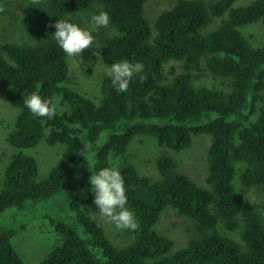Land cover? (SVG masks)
<instances>
[{"label":"trees","instance_id":"trees-1","mask_svg":"<svg viewBox=\"0 0 264 264\" xmlns=\"http://www.w3.org/2000/svg\"><path fill=\"white\" fill-rule=\"evenodd\" d=\"M147 1L33 0L24 12L40 26L37 39L0 41V85L11 90L8 103L16 110L6 135L14 152L0 173V215L46 204L57 239L38 264H264V43L251 45L240 31L258 22L264 29V0L239 6L238 0H176L152 26ZM95 4L115 29L100 38L102 63L143 64L126 91L104 74L97 102L71 86L68 55L52 35L58 19L75 22ZM169 62L181 69L167 71ZM202 65L227 80V90L194 86ZM33 91L56 103L53 116H35L24 105ZM137 135L173 153L190 148L197 135L210 136L205 185L179 171L168 154L156 159V178L141 174L126 155ZM41 144L59 153L40 179L38 161L27 152ZM113 164L138 225L123 247L85 210L94 199L89 176ZM168 207L197 231L176 251L154 228ZM24 226L0 228V264H25L11 243Z\"/></svg>","mask_w":264,"mask_h":264},{"label":"rangeland","instance_id":"rangeland-1","mask_svg":"<svg viewBox=\"0 0 264 264\" xmlns=\"http://www.w3.org/2000/svg\"><path fill=\"white\" fill-rule=\"evenodd\" d=\"M176 0H148L144 12L145 17L152 26L154 18L163 10L171 7ZM33 0H0V41H17L20 43L33 42L41 33L40 26L36 24L33 16H28L24 9H28ZM249 0H238L235 6L248 3ZM101 11L100 6L95 4L92 9L84 13L76 14L75 23L88 27L95 37L92 48L84 49L79 58L68 56L71 86L75 87L81 94L97 102L100 98L101 78L106 74L109 67L102 63L98 48L102 35H112L115 29L110 25L107 27L93 28L90 17L93 13ZM39 15L42 11L38 12ZM241 33L253 46L264 43V29L261 22L244 26ZM44 35V34H42ZM41 35V36H42ZM173 67L176 72L181 69L180 63L169 62L166 70ZM194 86H208L227 90V80L214 77L205 67L201 71L193 73ZM11 90L0 85V173L8 163L14 150L6 142V135L11 128L16 110L8 103ZM211 138L208 135H197L193 138L190 148L173 153L167 148L158 145L157 141L150 136H135L126 151V155L137 170L144 175L154 178L158 176L156 159L162 154H168L177 163L178 170L188 175L199 185L204 186V179L207 172L206 154ZM27 153L38 161L39 178H44L49 167L57 160L59 148L48 147L45 144L29 150ZM236 187L248 195L256 196L255 190H244L236 183ZM45 205H36L32 210L17 211L14 208L6 210L0 215V228L17 227L24 224L17 234L12 238L11 243L14 249L24 260L25 264H38L56 244V235L48 222ZM85 210L104 227L111 243L117 247H123L133 240L135 229L117 228L115 223L107 216L101 214L93 203L85 207ZM68 212V211H67ZM69 213V212H68ZM155 230L170 237L174 241L173 251L185 247L188 242L197 236L195 224L192 220L179 216L172 208H166L160 215L155 225ZM130 231V233H129Z\"/></svg>","mask_w":264,"mask_h":264},{"label":"clouds","instance_id":"clouds-1","mask_svg":"<svg viewBox=\"0 0 264 264\" xmlns=\"http://www.w3.org/2000/svg\"><path fill=\"white\" fill-rule=\"evenodd\" d=\"M110 22L106 11L93 13L90 23L93 28L107 27ZM52 33L58 46L72 58H79L84 49L92 48L95 40L92 30L67 19H58ZM143 64L126 59L112 63L106 75L118 91H126L133 75L141 72ZM30 112L39 117H51L56 112V103L51 98L42 97L38 92L29 93L23 101ZM93 203L99 212L109 217L117 228L136 229L138 227L133 211L127 206L125 179L115 164L97 169L89 176Z\"/></svg>","mask_w":264,"mask_h":264}]
</instances>
